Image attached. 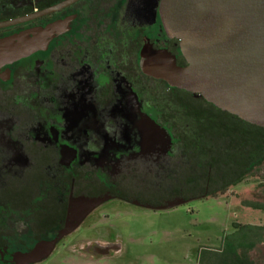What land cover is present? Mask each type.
Wrapping results in <instances>:
<instances>
[{"label":"flooded vegetation","instance_id":"obj_1","mask_svg":"<svg viewBox=\"0 0 264 264\" xmlns=\"http://www.w3.org/2000/svg\"><path fill=\"white\" fill-rule=\"evenodd\" d=\"M64 1L0 0V23L9 22L0 25V39L68 22L46 47L0 68V264H15L19 252L55 237L75 197L109 194L154 209L183 198L152 205L119 189L125 176L154 173L176 150L155 104L159 84L173 87L146 73L142 56L146 48H166L186 64L179 39L165 30L161 0L58 6ZM147 117L171 142L146 132ZM239 184L231 196L264 214V169L231 188ZM248 223L264 227V216ZM239 240L252 247L239 251L234 264H264V234ZM94 245L102 253L114 246Z\"/></svg>","mask_w":264,"mask_h":264},{"label":"water","instance_id":"obj_2","mask_svg":"<svg viewBox=\"0 0 264 264\" xmlns=\"http://www.w3.org/2000/svg\"><path fill=\"white\" fill-rule=\"evenodd\" d=\"M74 1L66 0L58 6ZM160 14L169 37L179 39L186 64L179 65L177 56L166 48L150 47L142 52L145 72L264 127V0H161ZM67 23L50 25L35 31L33 36L0 39V68L46 47L48 39L55 31L66 29ZM147 118L146 132L157 139L167 136L171 142L167 131ZM112 197L106 194L73 198L65 223L55 237L42 239L31 249L19 252L15 264H36L46 259L93 209ZM187 201L177 198L155 208H171Z\"/></svg>","mask_w":264,"mask_h":264},{"label":"rangeland","instance_id":"obj_3","mask_svg":"<svg viewBox=\"0 0 264 264\" xmlns=\"http://www.w3.org/2000/svg\"><path fill=\"white\" fill-rule=\"evenodd\" d=\"M218 155L222 157L223 153L218 152ZM222 172L219 168L218 173ZM188 174L197 177L199 170L190 167ZM196 183L180 176L167 180L162 172L136 171L121 179L119 189L135 198L157 201L175 189L183 193L195 191ZM240 187L241 184L231 188L225 195L188 199L164 209L112 198L93 211L61 240L49 257L37 264H233L230 251L223 249L225 239L230 243L243 234H264L262 224L248 223L262 218L263 212L254 211L246 201H240L244 197L231 196L232 192L241 191ZM76 239L87 240L83 244L105 240L114 246L111 251L102 253L100 248H94L96 243L92 247L84 245L85 248L77 249L94 257L74 259L66 256L68 251L63 246ZM218 248L222 250L212 251Z\"/></svg>","mask_w":264,"mask_h":264},{"label":"trees","instance_id":"obj_4","mask_svg":"<svg viewBox=\"0 0 264 264\" xmlns=\"http://www.w3.org/2000/svg\"><path fill=\"white\" fill-rule=\"evenodd\" d=\"M155 104L159 120L174 134L176 150L173 158L168 163L159 164L154 173L162 172L167 180L180 176L191 183L196 181V190L183 193L175 189L157 201L138 197L140 201L159 205L175 196L185 199L218 197L252 171L256 173L264 169V127L176 87L159 84ZM178 111L181 114H177ZM218 152L223 156L220 157ZM190 167L199 170L197 177H190ZM219 168L223 169L221 174ZM60 218L64 220V213ZM224 242L223 249L230 251L233 264L236 257H241L239 251L252 247L239 239L230 243L225 239ZM219 250L222 248L212 251Z\"/></svg>","mask_w":264,"mask_h":264},{"label":"crops","instance_id":"obj_5","mask_svg":"<svg viewBox=\"0 0 264 264\" xmlns=\"http://www.w3.org/2000/svg\"><path fill=\"white\" fill-rule=\"evenodd\" d=\"M84 241H87V240H77L76 239L73 242H68V244H64L63 247L66 249V251H68L67 254H66V256L72 257L74 259H80V260L92 259L94 256L88 255V253H86L84 251H80L77 248H79V247H82L83 248L84 245L89 246V247H92L94 243H99V241L98 240H94V241H90L89 244H87V243H84L83 244L82 242H84ZM102 243H104V241ZM100 256L103 257L104 255L103 254H100Z\"/></svg>","mask_w":264,"mask_h":264}]
</instances>
